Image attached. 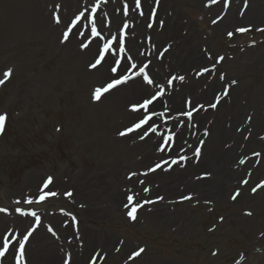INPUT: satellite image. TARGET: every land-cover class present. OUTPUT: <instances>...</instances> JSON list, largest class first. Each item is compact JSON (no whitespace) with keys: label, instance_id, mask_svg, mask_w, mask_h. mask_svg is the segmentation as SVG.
Returning <instances> with one entry per match:
<instances>
[{"label":"rangeland","instance_id":"374dc122","mask_svg":"<svg viewBox=\"0 0 264 264\" xmlns=\"http://www.w3.org/2000/svg\"><path fill=\"white\" fill-rule=\"evenodd\" d=\"M66 1L0 0V214L28 219L23 227L0 225V264L8 252L12 264H28L26 248L29 255L37 231L46 242L59 241L47 219L55 214L57 225L72 226L64 242H74L71 233L83 237L76 248L85 255L77 264H264V0H162L154 25L159 37L150 31L151 10L142 19L148 34L137 35L138 43L148 48L153 41L156 54L171 53L164 14L176 13L181 35L202 59L188 65L177 57L163 84L119 104L109 100L126 87L101 96L133 79L153 82L145 75L148 62H137L128 48L131 29L137 31V20L128 17L131 0H115L113 13L126 20L114 24V33L110 17L99 11L109 0ZM71 37L75 49L94 44L92 53L82 58L71 52ZM104 47L109 69L126 64L97 80L91 71ZM146 48L139 54L148 56ZM139 63L138 73H130ZM185 71L201 80L199 90L209 83L212 95L184 108L181 96L177 114L168 102L153 104L174 82L183 83ZM126 109L140 114L130 118ZM198 111L205 112L203 121ZM163 115L162 125L157 117ZM185 126L194 137L190 144L177 137ZM149 135L158 137L153 144L164 156L139 163L132 140ZM173 167L183 170L181 179L162 186L149 179ZM93 168H116L136 186L120 185L115 201L117 190L95 203L85 224L97 243L88 250L80 232L86 201L72 197L76 181L67 184L62 171ZM30 178L32 192L25 184ZM61 253L60 263L69 264L72 251Z\"/></svg>","mask_w":264,"mask_h":264},{"label":"bare ground","instance_id":"6f19581e","mask_svg":"<svg viewBox=\"0 0 264 264\" xmlns=\"http://www.w3.org/2000/svg\"><path fill=\"white\" fill-rule=\"evenodd\" d=\"M69 1L70 0H67L66 3ZM88 1L89 0H83V1L74 0L75 5H77V3L86 4ZM161 1L162 0H158V1L157 0H131V1H128V3L130 4L129 6L132 9L128 17L129 19L133 17L135 20H137V28H136L137 31H134L133 29H131V33H129L128 38H127L128 48L131 54L135 57L137 62H140L139 61L140 59L146 60L148 62V68L145 72V75L146 77L151 76V78L153 79L152 84L151 85L145 84L141 79L142 77L139 80L133 79L127 82L126 84H121L120 86L112 89L110 92L105 93L103 96H101L102 99L106 97L108 94H111L114 91L122 87H126V89L123 92H121L119 96L115 98H111L109 102H114V104H119L122 101H124L126 97H129V96H132L135 98L142 97L146 95L149 92V90L152 89L153 86H156L157 83H160V82L161 84L164 83L163 73L166 69L170 67L176 68L174 66L176 65L175 61L177 57L181 58L182 61H187L188 65L192 64L193 62H196V60L198 59H202L201 54L194 52V48L191 45V42H189V38L181 35L182 24L180 23L179 17L176 13H175L176 15L174 14L173 17L172 15L167 16L168 12H165L164 14L167 19V22L164 25L165 27L163 30L166 31V34H169L170 36L173 35L172 36L173 37V50L171 53H167L169 49L168 50L161 49L158 52V54H156L155 53L156 45L152 43L153 41H151V45L148 48H146V45L144 46V43L143 45L138 43L139 39H137V35H139L140 33L148 34L147 33L148 27L147 25H144L142 19L143 18L148 19V14L151 10L155 11V14H154L155 19L150 22V24L152 25V28L150 29V31L152 32V37L155 40H157V38L159 37V34L157 33V28L154 25L156 21H159V20H156L157 12L159 10L160 12L163 11L162 9L163 2L160 3ZM121 2L122 1H120V3ZM114 4H115V0H109V2L103 6L104 8H101L99 10V11H105L106 13L105 15H108L110 17L111 29L109 30V32L111 33L115 32L114 24L116 22L126 20L121 14V12L119 14L113 13L112 7L114 6ZM121 6H122V3H121ZM66 8H69V4L66 6ZM213 8L214 7H211L210 11H212ZM94 42L92 41V43ZM73 43H74V39L72 37L68 40V42H66V44H68L70 47V51L75 53L78 56H81L82 58L89 56L95 47L94 44L92 45L90 44L88 48L86 49H80V48L75 49ZM143 47L146 48L144 50L150 51V54L148 56H144L143 52L141 53V55L139 54ZM182 48L183 50H181L180 52L179 49H182ZM108 58L109 56L107 57L106 55L102 63L97 68L91 71L92 72L91 74L95 76V79L102 80L107 77H112L113 76L112 73L118 72L119 70L120 71L123 70V66L126 64L125 60L123 61L121 67L109 69V67L105 65V62L108 61ZM176 63H178V61H176ZM139 67H140V63L138 65H135V68L130 73H138V71L140 70ZM186 67L187 66L185 64H182L183 69H185ZM150 72L152 74H150ZM185 72L187 75L183 73L182 78L185 79L183 83L174 82L173 87L166 88L162 96L158 98L156 101H154L153 104L158 103V101H160L162 104H164L165 102H168L169 108L172 110L173 113L177 114V112H180V111H177V109L179 106H181V100H180L181 96L183 97L182 106L184 108V105H186L185 102L190 104L192 100L197 99V98L204 100L212 93L211 85L209 83H207L209 85L208 87H205L204 89L199 90L198 85L201 80L190 77L189 72L188 71H185ZM135 76L136 74H134L133 78ZM187 98H190V100H187ZM134 103L135 102L129 103L127 105H133ZM199 104H196V105H199ZM159 110H161L159 107H155L156 113H159ZM123 114L129 116L130 118H135L139 116L140 111H136V110L130 111L126 109L125 111L123 110ZM196 114H197V119L203 121L205 112L202 113L198 111ZM157 120L159 121L161 120L160 123L163 125L164 122H166L165 115L158 116ZM169 123L170 122L165 123V124H169ZM187 132H190V134L186 135ZM191 133H192V130L188 129V127L185 126V130L183 132L179 134L177 133L179 142L182 143V140L184 139V141L189 142L190 144V142H192L194 138ZM132 135L133 134L126 136V138L129 139ZM157 138L158 137H155L154 135H149L147 138L143 140L140 137L132 140L134 141L132 145H136V148H139L138 152L141 153L139 163L149 161L152 158H157L160 155L164 156L165 151L159 153L157 151V147H155L153 144ZM180 146L182 147V145ZM179 147H177L176 149H178ZM187 151H188V146H187ZM174 167L171 168V171L168 173L158 172L156 174H152L150 175L149 179L150 178L156 179L157 182H160L159 184H161V186L167 185L171 180L181 179L183 175L182 173L183 170L181 169L178 170L176 168L174 169ZM122 168L123 167H121V169ZM99 169L100 168L98 169L93 168L87 171L84 169H81L74 173L70 171L69 172L62 171L69 175V180H66L67 184L76 181L75 191L72 192V197H74V195H78V196H81L86 201V204L83 206L84 209L82 211V215L84 216V219L81 220V224L80 223L79 224H80V232L82 233V236L86 237V240H84L83 245L88 250L91 249V246L93 244L97 243L96 237L93 234L94 231L92 230L90 226L88 227L85 224V222L89 220L90 216H92L91 215L92 212H95V203H98V200L100 199L102 195L109 197V193H112L113 191L117 190L116 191L117 193H115L114 197H112L113 201H115V196L120 195V191H119L120 185L121 186L128 185L129 187L136 186L135 178H130L128 180L121 179L119 177V171H117L116 168H113V171L104 170L102 172H98ZM25 184H28V186H32L31 187V192H32V188L35 187L32 179L31 178L28 179ZM24 185H23V188H27V187H24ZM164 187L165 186H163L162 188L164 189ZM195 187L199 189L198 184L195 185ZM31 192L26 191V189H23L21 191V194L30 196ZM125 202H126V199H124V203ZM116 203L115 205H117V207H120V204H116ZM58 217L59 215L55 214L53 215V217L50 216L47 219L48 221H52L55 224V228H56L55 230L58 233V238L60 236L59 241L46 242L45 233H42L41 231L38 233L37 231V235L35 236V239H34L36 245H34L33 248H30L29 255L27 252L28 248H26V257H27V260L29 259L28 264H62L60 263L61 261H59V258L62 255L61 252L65 250L72 251V257H71L69 264H77L80 262V259L82 258V256L84 257L85 254L76 248L79 246L80 242L83 240V237L81 238V236H77L75 233H71L73 234L74 242L72 244H67L66 242H64L62 239V235L66 232H71L72 226L71 224L69 227L57 225V223H55V220ZM6 220H7V223L4 222ZM27 220H28L27 218L22 217V216L14 215L13 217H7L6 214H0V225L9 224V226L12 225L13 227H23ZM103 244H105V242H103ZM10 255L11 254H9L8 252L5 257L7 258V260H5L4 258L3 264H12Z\"/></svg>","mask_w":264,"mask_h":264}]
</instances>
